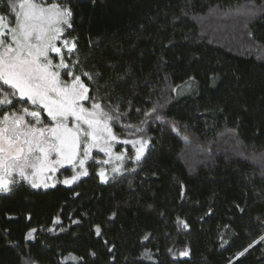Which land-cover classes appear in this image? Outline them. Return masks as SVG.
Listing matches in <instances>:
<instances>
[{"label": "trees", "instance_id": "obj_1", "mask_svg": "<svg viewBox=\"0 0 264 264\" xmlns=\"http://www.w3.org/2000/svg\"><path fill=\"white\" fill-rule=\"evenodd\" d=\"M59 2L70 59L126 113L114 132L149 145L139 162L132 144L113 145L123 161L93 152L71 185L64 166L0 193V264H264V0Z\"/></svg>", "mask_w": 264, "mask_h": 264}, {"label": "snow or ice", "instance_id": "obj_2", "mask_svg": "<svg viewBox=\"0 0 264 264\" xmlns=\"http://www.w3.org/2000/svg\"><path fill=\"white\" fill-rule=\"evenodd\" d=\"M72 17V10L59 0H6L0 6V193L10 192L16 177L33 188H47L48 174L65 165L74 174L63 183L71 185L89 175L85 164L94 149L108 157L100 163L108 164L125 158L113 153L115 143L132 144L137 162L148 148V140L119 139L113 123L126 113H113L120 101L105 104L111 95L100 96L108 87L107 82L98 83L102 74L70 59L79 51L77 37L65 38ZM153 114L164 122L155 107L143 113ZM171 130L179 134L175 125ZM142 131L136 127L132 134ZM112 171L119 173L121 166ZM99 176L106 182L103 170ZM41 177L46 179L38 183ZM95 231L102 234L99 226Z\"/></svg>", "mask_w": 264, "mask_h": 264}, {"label": "rangeland", "instance_id": "obj_3", "mask_svg": "<svg viewBox=\"0 0 264 264\" xmlns=\"http://www.w3.org/2000/svg\"><path fill=\"white\" fill-rule=\"evenodd\" d=\"M93 152H96V150L94 149L93 150ZM104 154V153H103ZM65 166H69V165H65ZM61 168H59L58 170H60ZM57 170V171H58ZM55 174L56 173H54V174H52V173H50V174H48L49 176H51V179H47V183L49 184V186H52L53 184H54V181H55ZM46 179V177H41L37 182L39 183V182H41V181H43V180H45ZM16 180L18 181V182H20V181H23L22 179H20L19 177H16ZM17 182V183H18Z\"/></svg>", "mask_w": 264, "mask_h": 264}]
</instances>
